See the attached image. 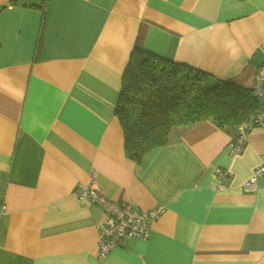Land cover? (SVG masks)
Here are the masks:
<instances>
[{
	"label": "crops",
	"instance_id": "obj_1",
	"mask_svg": "<svg viewBox=\"0 0 264 264\" xmlns=\"http://www.w3.org/2000/svg\"><path fill=\"white\" fill-rule=\"evenodd\" d=\"M134 47L251 90L264 68V0H0V264H264V130L175 128L139 162L115 107ZM217 169L231 173L217 189ZM162 207L146 241L97 257L101 208Z\"/></svg>",
	"mask_w": 264,
	"mask_h": 264
},
{
	"label": "trees",
	"instance_id": "obj_2",
	"mask_svg": "<svg viewBox=\"0 0 264 264\" xmlns=\"http://www.w3.org/2000/svg\"><path fill=\"white\" fill-rule=\"evenodd\" d=\"M15 2V0H12ZM134 47L122 75L115 114L128 156L139 162L150 149L169 142L170 132L202 121L234 130L259 105L251 90Z\"/></svg>",
	"mask_w": 264,
	"mask_h": 264
},
{
	"label": "built area",
	"instance_id": "obj_3",
	"mask_svg": "<svg viewBox=\"0 0 264 264\" xmlns=\"http://www.w3.org/2000/svg\"><path fill=\"white\" fill-rule=\"evenodd\" d=\"M251 92L259 105V110L236 127L228 147L229 155L232 157L243 151L248 134L253 128L258 127L264 130V68L254 75ZM216 175L218 178L217 189L225 190L231 178L230 171L217 169ZM262 175H264V153L261 156L260 164L243 184L244 191L255 192L258 179ZM74 195L79 203L94 204L103 211L104 218L97 225V257L100 260L115 248L123 246L127 239L146 241L150 236L152 223L163 211L162 207L141 211L129 203L112 202L92 182L79 184L74 190Z\"/></svg>",
	"mask_w": 264,
	"mask_h": 264
}]
</instances>
